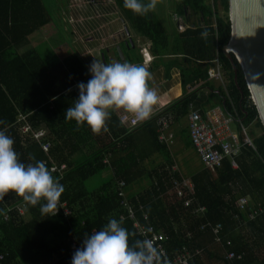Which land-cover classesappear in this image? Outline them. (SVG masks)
<instances>
[{
	"label": "trees",
	"instance_id": "1",
	"mask_svg": "<svg viewBox=\"0 0 264 264\" xmlns=\"http://www.w3.org/2000/svg\"><path fill=\"white\" fill-rule=\"evenodd\" d=\"M115 2L133 30L147 41L151 56H180L174 64L180 69L183 91L201 82L210 92L208 97L200 100L196 93H186L181 101L165 109L164 114L162 112L164 118L171 115L173 121L180 122L188 114L190 105L203 112L219 106L235 122L258 129L256 134L250 130L254 149L241 147V156L236 159L239 163L237 168H232L226 158L215 173L203 168L192 175L193 189L188 195L192 203L185 207L182 199L175 196L173 184V180L181 182L182 178L170 168L164 148L160 153L169 167L138 171L128 163L137 154L131 149L133 141L124 127L120 131L124 136L119 141L120 147L105 132L94 134L86 123L81 126L82 131H51V144L46 152L29 136L21 138V124H17L19 115L27 117L32 129L41 123L49 126L48 119L54 117L62 120L64 113L58 112V107L64 106L63 99L76 100L79 95L77 87L70 93L68 90L79 82L87 83L88 78L75 58L62 62L51 54L42 56L28 47V36L50 20L47 0H0V121H4L0 130H6L7 135L14 139L15 151L25 164L37 160L44 161L48 168L52 164L57 167L65 164L62 177L57 171L53 176L64 185L60 202L70 210L67 215L60 208L54 217L43 216L39 205H27L14 192L6 195L0 201V264H71L73 252L82 245L85 235H90L91 229L102 230L109 219L119 220V214H125L119 203L117 182L124 180V188L129 190L140 173L148 178L146 186L140 192H129V195L127 191V197L134 204L141 221L144 212L148 222L162 231L163 246L170 257L185 248L192 255L188 264H206L205 259L208 261L217 253L211 225L219 222L222 224L221 241L223 244L226 240L231 242L229 247L224 245V250L232 251L240 259L227 262L219 256L218 260L223 264H264V129L239 65L234 57L232 64L222 51L231 34L228 0H218L213 4L209 0H170L173 11L178 15L179 29L172 33L154 11L140 16L126 9L124 0ZM214 60L221 66L224 86L216 87L209 79V67L213 66ZM126 61L132 63L130 59ZM158 118L144 121L154 142L157 140L155 122ZM65 121L77 127L74 120ZM116 122L119 125L117 119ZM161 123L158 120L160 127ZM125 133L128 134L125 136ZM92 140L98 146L84 152L79 161L71 159L70 144H76L72 147L77 149L78 142ZM108 154V161L104 162ZM106 166L112 167L113 176L91 190L86 189V180ZM256 193L261 195L260 199L256 198ZM245 194L252 195L253 199L241 210L236 202ZM18 205L27 209V221L20 216ZM258 206H262L263 211L249 218L250 210ZM198 207L205 209L194 211ZM8 208V217L4 219ZM122 226L135 233L132 240H142L131 220H123ZM73 241L77 242L75 250L71 249Z\"/></svg>",
	"mask_w": 264,
	"mask_h": 264
},
{
	"label": "crops",
	"instance_id": "2",
	"mask_svg": "<svg viewBox=\"0 0 264 264\" xmlns=\"http://www.w3.org/2000/svg\"><path fill=\"white\" fill-rule=\"evenodd\" d=\"M48 2L49 3L46 6L48 8V18H50V20L48 23L34 30L28 36V47L36 50L42 56L47 55V53L48 55L51 54L52 57L55 56L58 61L62 62L72 57L75 58L78 64L83 68L88 80L91 78V75L88 72V66L93 59H97L105 64L112 62H125L130 59L133 64L144 65L142 64L141 54V48H143L151 58V61L145 65V67H147L153 74L151 86L157 89L160 96V101L155 107L154 114L147 121H151L153 117L156 116L158 118V116L162 114L165 109H168L174 103L181 101L186 93H196L199 100L209 96L210 92L208 88H205L201 82L192 87H187L186 92L183 91L181 86L180 69L176 64H174V60H178L180 56L177 58L174 56H165L160 58L151 56L148 51L149 44L141 37V35L133 30L129 22L124 18L115 0H48ZM50 9H53V11L51 12ZM154 13L157 14V17L170 33L174 32V30L179 31L177 27L178 19L175 20L173 17L175 12L173 11V6L170 1L165 0L162 5L159 7L157 6ZM57 18L58 20H56ZM119 31H121L120 35ZM37 32L40 36H42L41 38H48L50 45L52 46L51 48L46 45L48 48L41 50L39 46L31 41V35ZM128 39L133 41L132 48L127 45ZM117 47L120 49L121 56L117 51ZM210 81H212L213 85L216 87L220 85L224 86V83H220L216 80L210 79ZM70 89L71 91L77 90L76 85L72 86ZM71 91L68 90V93ZM74 100V98L63 99L64 106L60 108L58 107V112L65 114L66 109L73 105ZM192 107L201 110L195 106ZM217 107L219 106L212 108ZM212 108H207L205 112H208ZM191 109L192 108L190 107V110ZM122 113L129 114L122 109L116 110L112 113L111 119L108 121V131L105 132L106 136L113 140V143L118 147L122 146L119 144V141H121V138L122 140L124 138L123 134H120V131H122V127L124 126L118 119V115ZM163 114L160 115L155 122V132L157 133V140L155 142L151 140V136L148 133L150 129L148 126L146 127L144 122L132 130H127L124 127L133 141L131 145L129 143L126 145H130L131 149L136 152L135 154H137L136 158L130 160L128 163L134 166L133 168H137L138 171H149L154 168L157 169L170 166L172 170L179 173L182 180L190 181L191 176L200 170H203L205 166L201 163L200 158L189 142L187 115L183 116L180 122H175L173 121L171 115L164 118ZM21 116L24 117L25 121L21 120ZM19 119L21 120L20 122L18 121ZM116 119L118 120L119 125L116 122ZM26 120L27 117L21 114L17 118V124L19 123L23 125L24 123H27ZM48 120L50 121L49 126L45 123H41L38 128L35 129H42L45 131V136L42 139V142L51 144V131H55L57 133H63L64 131H68L69 133L70 131L76 130L82 131L81 127H75V124L68 123L65 121V118L58 120L57 117H54ZM158 120L165 121L166 126L161 128L159 126L160 124L158 125ZM21 125L19 126L21 138H26V136L28 138L29 136L30 139V135L21 131ZM127 134L125 133V136ZM160 135L163 140H160ZM168 135H171L169 143L167 142ZM74 145L76 144H70L69 146V148L72 149L71 159L77 161L83 157L84 152L91 151L93 147L98 146L96 142L94 143V140L91 142H78L77 149H73L72 146ZM162 148H164L165 152L169 156V166L166 164V160L160 153ZM118 153L121 156L125 155L124 152ZM240 156L241 152L236 159ZM195 164L196 167L192 168ZM238 165L239 163L237 164V167ZM143 175L144 174L142 173L138 175V177L134 180V186L131 189L126 190V194L127 191L129 195V192H140L144 189L148 178ZM112 176V167L106 166L99 173L86 180L85 188L91 190L97 187L102 181L108 180ZM244 196H247L249 201L253 199L250 194H245ZM255 196H257L256 198L258 199L261 197L259 194ZM127 198L129 199V197ZM19 213L24 220L27 221L29 219L27 209L22 208ZM224 245L227 246L225 243L223 244V240L221 243H216L215 249L217 253L210 256L208 261L205 259L206 264H223V261L218 260L219 256L227 262H233L227 259V254L229 252L224 250Z\"/></svg>",
	"mask_w": 264,
	"mask_h": 264
},
{
	"label": "clouds",
	"instance_id": "3",
	"mask_svg": "<svg viewBox=\"0 0 264 264\" xmlns=\"http://www.w3.org/2000/svg\"><path fill=\"white\" fill-rule=\"evenodd\" d=\"M157 3L158 0H124V7L147 16ZM88 72L91 78L87 83L76 85L78 99L66 109V120H74L77 127L86 123L94 134L100 135L108 131V121L116 110L131 113L138 121L152 117L160 96L151 86L153 74L147 67L127 61L105 64L93 59ZM14 143L6 130H0V201L14 192L27 205H39L41 215L56 216L64 185L44 161L22 162ZM122 225V218H112L102 230L86 234L82 245L73 252L71 264H166L151 239L132 240L135 233Z\"/></svg>",
	"mask_w": 264,
	"mask_h": 264
},
{
	"label": "built area",
	"instance_id": "4",
	"mask_svg": "<svg viewBox=\"0 0 264 264\" xmlns=\"http://www.w3.org/2000/svg\"><path fill=\"white\" fill-rule=\"evenodd\" d=\"M218 2V0H209L211 4L214 2ZM175 20L178 19V15L176 13L173 14ZM121 31H119V35ZM142 54V64L144 66L151 61V58L146 53V51L141 48ZM214 66L210 67L209 69V79L216 80L220 83H224L223 72L221 69L220 64L217 60L213 61ZM192 109L187 114L188 120V134L189 140L191 143L192 148L197 153L198 157L201 160V163L204 164L205 168L210 169L213 173L221 167L223 160L228 158L230 160L231 165L233 168H237V161L236 157L240 153V149L243 146L250 147L254 149V145L252 143V139L249 138L247 134L246 126H244L240 121H237L238 124V131H233L230 127V124L235 122L234 118L230 115H226L224 111L220 108H212L208 112H201V110L195 109L190 106ZM118 119L120 123L127 129L132 130L135 127L142 124L144 121H138L135 116L131 113L126 114L122 113L118 115ZM21 120H24V117L21 116ZM18 120L19 122L21 121ZM166 126V122L162 121L161 128ZM21 131L27 135H30V138L36 140L38 143L41 144L42 149L46 152L49 149V143L42 142V139L45 136V131L42 129H32L30 124L24 123L21 125ZM171 139V135H168V143ZM160 140H163L162 136L160 135ZM109 154L106 155V158L103 161H108ZM65 168V164H61L57 167L55 164L50 166V170L57 171L59 173V177H62L63 169ZM174 186V193L175 196L181 198L183 201V205L188 207L192 203V199L188 197L190 193H192L193 185L191 181H181L177 182V180H173ZM125 181L119 180L117 182V191L118 196L120 197V205L124 208L125 214H119V220L122 218L123 220L129 219L133 223V227L136 230V234L140 236L142 239H151L154 243V246L160 250L162 253V259L166 261V264H188L189 260L191 259L192 255L183 248L180 250V253L173 254L171 257L166 252L163 241L164 235L162 231L156 229L152 224H150L147 220V214L142 213L141 221L137 216V210L134 204L127 198L126 190H125ZM248 197L241 196L238 198L236 204L239 209L244 210L248 204ZM61 209L65 215L70 213V210L66 207L64 202H60ZM19 212L22 210L23 206H17ZM205 207H198L195 208L194 211H204ZM263 211L262 206H258L253 208L248 213L249 218L256 217L259 213ZM9 208L6 210L3 218L6 219L8 217ZM211 225V223H209ZM204 227V226H203ZM222 229L221 223H216L211 225V230L215 237L216 243H221L220 239V231ZM96 232L95 229L90 230V234ZM225 244L227 246H231L230 241H226ZM77 248V242L73 241L71 244V249L75 250ZM2 256H0V260ZM227 259L239 260L240 256L235 255L233 252H229L227 254Z\"/></svg>",
	"mask_w": 264,
	"mask_h": 264
},
{
	"label": "water",
	"instance_id": "5",
	"mask_svg": "<svg viewBox=\"0 0 264 264\" xmlns=\"http://www.w3.org/2000/svg\"><path fill=\"white\" fill-rule=\"evenodd\" d=\"M228 5L231 34L222 51L239 65L264 129V0H228ZM127 45L132 48L133 41Z\"/></svg>",
	"mask_w": 264,
	"mask_h": 264
},
{
	"label": "rangeland",
	"instance_id": "6",
	"mask_svg": "<svg viewBox=\"0 0 264 264\" xmlns=\"http://www.w3.org/2000/svg\"><path fill=\"white\" fill-rule=\"evenodd\" d=\"M48 1V0H47ZM147 1V0H146ZM167 1H170V0H167ZM165 2V0H158V3H157V6L159 7L160 5H162V3H164ZM218 3V2H217ZM164 5H166V4H164ZM157 6H156V8H157ZM155 8V9H156ZM50 11L52 12L53 11V9H50ZM220 13L222 14L223 12H222V10H220ZM57 14V13H56ZM57 16V15H56ZM56 20H58V18L56 19ZM42 36H40L39 35V33L37 32V33H34V34H32L31 35V41H33V43L34 44H36L37 46H39L40 48H41V50H44L45 48H48L46 45H48L50 48L52 47L51 45H50V41L48 40V38L47 37H43V38H41ZM42 52H44V51H42ZM48 54V53H47ZM224 85V84H223ZM230 126H231V128L233 129V131H238L239 129H238V124H237V122H233V123H231L230 124ZM246 129H247V134L249 135V138L250 139H252V134L250 133V130H253V131H255L254 133L256 134V133H258V129H255V128H251V127H246ZM196 167V164L192 167V168H195ZM92 180L95 182V180L92 178ZM183 181V180H182ZM185 181H187V180H185Z\"/></svg>",
	"mask_w": 264,
	"mask_h": 264
}]
</instances>
